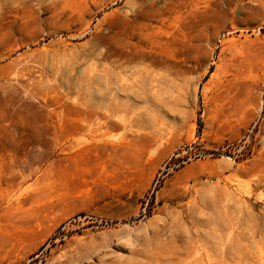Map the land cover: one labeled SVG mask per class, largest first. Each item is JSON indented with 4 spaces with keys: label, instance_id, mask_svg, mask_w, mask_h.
<instances>
[{
    "label": "rangeland",
    "instance_id": "1",
    "mask_svg": "<svg viewBox=\"0 0 264 264\" xmlns=\"http://www.w3.org/2000/svg\"><path fill=\"white\" fill-rule=\"evenodd\" d=\"M183 1L0 0V264H264V0Z\"/></svg>",
    "mask_w": 264,
    "mask_h": 264
},
{
    "label": "bare ground",
    "instance_id": "2",
    "mask_svg": "<svg viewBox=\"0 0 264 264\" xmlns=\"http://www.w3.org/2000/svg\"><path fill=\"white\" fill-rule=\"evenodd\" d=\"M144 1V0H142ZM84 2V1H83ZM83 4V3H82ZM81 4V5H82ZM142 4V2H141ZM178 8V11H177V17L178 19L181 20V24L184 28H190L192 27V25H196L197 21H205L203 19V17L201 16L202 14L200 13V10H199V2L198 0H184L180 6L177 7ZM212 9V8H211ZM136 9H134L135 11ZM138 10V9H137ZM169 9L166 10V13H157L156 12V16L157 18L159 16H162L164 18V16L167 14V13H170L168 11ZM207 11V10H206ZM133 12V11H132ZM149 12V11H148ZM173 12V11H172ZM143 15L145 16L147 13L146 12H141V11H138L136 12V15ZM150 15H152V12H149ZM155 13H153L154 15ZM172 14V13H171ZM170 14V15H171ZM152 15V16H153ZM174 15V14H173ZM135 16V15H134ZM168 16V14H167ZM172 16V15H171ZM173 17V16H172ZM131 18V17H130ZM169 20V19H168ZM167 20V21H168ZM165 21V20H164ZM143 27V26H142ZM147 27V26H146ZM182 27V28H183ZM197 27V26H196ZM139 28V26H138ZM155 28V27H154ZM153 28V29H154ZM149 29V28H147ZM144 31V30H143ZM150 33V32H149ZM141 34V33H140ZM151 34V33H150ZM149 37V36H148ZM148 42V41H147ZM151 43V42H150ZM126 45V44H125ZM91 46V45H90ZM132 48V47H131ZM130 49V48H129ZM133 49V48H132ZM139 51H131L127 54H125L124 56H122V63L120 64V67L123 71H126V69H130V70H133V66L136 65V64H139V63H142V61L145 59V56H144V52L143 53H137ZM148 53V52H147ZM147 59V57H146ZM118 64V63H117ZM130 70H127L128 72H130ZM106 83V82H105ZM3 85V84H2ZM1 85V86H2ZM123 91V90H122ZM106 123V122H105Z\"/></svg>",
    "mask_w": 264,
    "mask_h": 264
}]
</instances>
